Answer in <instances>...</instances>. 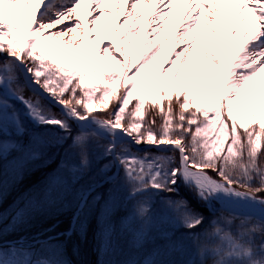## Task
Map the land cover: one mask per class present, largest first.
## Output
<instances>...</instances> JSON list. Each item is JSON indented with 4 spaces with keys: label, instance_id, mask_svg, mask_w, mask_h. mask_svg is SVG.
I'll return each instance as SVG.
<instances>
[{
    "label": "snow or ice",
    "instance_id": "6c2138e0",
    "mask_svg": "<svg viewBox=\"0 0 264 264\" xmlns=\"http://www.w3.org/2000/svg\"><path fill=\"white\" fill-rule=\"evenodd\" d=\"M113 2L122 10L125 0ZM177 2L157 0L138 63L141 44L132 42L141 35L140 22L151 0H132L120 25L124 29L131 24V30L105 45L102 54L96 42L101 35H118L110 22L108 31L101 27L105 0H87L100 15L92 18L95 27L85 26L79 38L76 33L83 21L77 9L86 0H0V264H71L65 258L66 241L74 234L87 239L85 222L103 199L97 189L120 183L121 170L130 198L150 189L178 193L182 182L212 213L209 227L193 233L198 259L184 264H206L208 259L212 264H264V198L257 195L264 193V0H184L179 31L171 24ZM73 18L72 24L58 27ZM201 21L215 50L199 32ZM93 33L90 43L87 37ZM170 34L172 48L180 50L170 62L164 61L170 63L167 69L161 64L150 73ZM109 58L115 61L112 71L98 63ZM254 81L258 82L252 87ZM113 101L112 110L105 112ZM53 104L61 107L59 114L52 111ZM97 104L103 115L94 114ZM149 104L160 117L159 125L155 117L145 120ZM41 127L59 131H38ZM66 144L79 164L62 161L6 215V192L47 166L46 149ZM140 145L157 151L134 147ZM171 151L179 153L178 163L165 154ZM94 155L97 162L107 161L98 170L103 179L81 184ZM169 203L184 227L204 224L203 214L187 200ZM110 204L111 192L101 206L104 222L97 234V264H118L107 258L118 247ZM52 210L71 212V226L45 241L37 239L41 252L19 241H3L6 228L15 231L35 214ZM148 213L147 202L140 203L136 216L145 218ZM145 224L150 231V219ZM146 239L144 226L132 232L134 247L142 248ZM183 250L182 244L170 245L124 264H176L167 257Z\"/></svg>",
    "mask_w": 264,
    "mask_h": 264
},
{
    "label": "trees",
    "instance_id": "16d2710c",
    "mask_svg": "<svg viewBox=\"0 0 264 264\" xmlns=\"http://www.w3.org/2000/svg\"><path fill=\"white\" fill-rule=\"evenodd\" d=\"M25 95H31V93L26 92ZM97 95H99V93H97ZM173 99H175V97ZM15 103L16 105L18 103L20 109H23L22 104H19V102ZM134 103H136L135 99L133 100V104ZM162 103L166 105L167 101H162ZM113 104L114 101L111 102L109 108L104 111H111ZM97 109H99L98 104ZM52 111L59 114L54 107H52ZM145 113L146 121H150L155 117L157 125H159L161 122L160 117L156 114L153 106L150 104L146 105ZM94 114L103 115V113L98 112H94ZM72 126L75 128L73 124ZM38 131L57 132L59 130L55 127L50 129L41 127ZM66 149L67 144L64 148L46 149L45 160L49 161L47 166L40 167L39 170L30 175L21 186L11 188L6 192L3 204V210L6 215L11 212L14 202H18L19 197L23 195V193L33 185L38 184L48 173L57 169L62 161L69 165L79 164V157L74 153H70L71 150L66 151ZM166 155L173 157L172 154ZM106 162V160L97 162L94 157V159H92L91 169L85 173L83 180H81V184L87 185L93 181H101L103 177L99 174L98 170L101 165ZM37 163L43 164L44 161H39ZM211 174L215 176L214 173ZM97 191L102 194L103 199L96 205L95 209L91 212L85 222L87 239L81 240L78 234H74L71 240L66 241L65 258L72 264H97V234L100 226L104 222L103 217L101 216V206L104 204V200L109 199V192H111L110 223L117 233L118 247L115 254L107 257L108 259L117 261L118 264H124V262L131 260H142L154 250L163 252L166 251L168 246L175 244H182L184 250L182 252L173 253L171 256L167 257L168 259L175 261L176 264H184V262L190 258H197L193 239L188 240L187 238L193 236V233H199L205 228H208V222L212 218V213H210L194 195L189 196L185 193L179 195L175 192L170 193L167 191L150 189L148 194L137 196L136 198H131L127 201V198L129 197V185L123 181V171L121 172L120 183L116 185L106 183L103 187L98 188ZM257 195L258 197L264 198V193H258ZM184 198L188 201L192 209L200 212L205 217L204 224L201 227L196 229H188L184 227L173 206L169 203L170 200L175 201ZM145 201L149 207L148 217H137V207L140 203ZM71 215V212L57 213L56 210H52L50 213L45 214L37 213L27 224L17 227L15 231L10 227L6 228L3 241H12L20 238L36 240L37 238L34 236L39 234H41L42 239L53 235L56 236L58 233L66 232L71 226ZM8 219H10V217H8ZM149 219L151 223L150 231L145 224V221ZM7 222L8 221L6 220L5 223L7 224ZM53 225H57V227L55 230L50 231L49 229H51ZM141 226H144L145 231L147 232V239L142 248H137L134 247L132 243V232L139 229ZM180 237L185 238L180 239ZM52 242L57 243L58 241L54 240ZM60 242H65L64 236L60 237ZM34 248L38 252H41V244H36ZM75 248H78V252L74 251ZM42 254L46 255L47 253L43 252ZM206 264H212L211 259H208Z\"/></svg>",
    "mask_w": 264,
    "mask_h": 264
},
{
    "label": "rangeland",
    "instance_id": "374dc122",
    "mask_svg": "<svg viewBox=\"0 0 264 264\" xmlns=\"http://www.w3.org/2000/svg\"><path fill=\"white\" fill-rule=\"evenodd\" d=\"M112 2H113V0H112ZM181 2H182L181 0H178L176 5H174V7L171 10V12H172L171 24L177 26V31H179V26L182 25V23L184 22L183 16L185 15V13H182L180 11V9L177 7ZM117 5L118 4L113 2L111 11L107 13L106 17L102 18L101 23H100L101 27L104 29V31H108V29H107V23L108 22L111 23L113 28L118 29V35L117 36H104L102 34L100 41H96L97 43L100 44L101 54H102V49L105 45L109 44L111 41H119V39H121V35H120L121 32L123 34H127V32L131 30V24L127 25L124 29H120V25L123 24L124 17H126V11L128 12V3L125 0L122 10L121 9L118 10ZM156 6H157V1H155L151 6L147 7V13L145 14V18L142 19L140 22L141 35L137 38V40L132 42L133 44H136V43L141 44L140 50H138L136 53L138 63L142 59L144 37L147 35V32L150 30L148 23H147V20H148L150 14L156 10ZM81 21H83V30L77 31L76 35L78 38L83 37L85 35V31H86V28H85L86 19L84 18V16L81 17ZM94 27H95V25H94ZM199 32H200L202 38L204 39L205 43H207L209 45V47H214V41H213L212 37L210 36V34L207 33V30L204 29L203 26L200 27ZM87 38H88L90 43L95 40V37L90 38L88 36ZM173 43H174V37H172L170 34L169 42L164 45V52L161 55L157 56L156 60L154 61L153 65H152V68L149 69L150 73H154L161 66V64H163V67L165 69H167L170 66V63H164V61L168 60L170 62L171 59H174V53L178 52L180 50L179 48L173 49L172 48ZM198 48H199V46L197 45V49ZM213 49L215 50V47ZM128 51L130 53L131 48H129ZM115 55L117 56V58L122 59L121 57H119L118 53H115ZM181 59H183V57H181ZM98 63L106 65L108 67L109 71H112L114 66H115V61L111 60V58H109L106 61H98ZM179 63H180V61H177V67L179 66ZM190 64H191V61H190ZM133 70H135V69H133ZM175 70L176 69L174 68L172 73H168L166 75L165 79H170V77L175 73ZM255 85H256V81H254L251 86L254 87ZM70 153H73V152L71 151ZM97 153H99V150H97ZM93 157H95V155ZM179 187H181L182 190H186V192L191 193V191L187 187H185L183 183L179 184ZM257 240L260 241L261 238L258 237ZM258 241H257V243H258Z\"/></svg>",
    "mask_w": 264,
    "mask_h": 264
},
{
    "label": "bare ground",
    "instance_id": "6f19581e",
    "mask_svg": "<svg viewBox=\"0 0 264 264\" xmlns=\"http://www.w3.org/2000/svg\"><path fill=\"white\" fill-rule=\"evenodd\" d=\"M155 1L157 0H151V3L148 4V6H151ZM182 2L177 6L180 11L182 13H185V9H186V3H184L183 0H181ZM126 2L128 3V12L131 10V3H132V0H126ZM112 5H113V2L112 0H105V9L107 10L105 15L103 16L106 17L107 13L111 11V8H112ZM117 8L118 10L120 9V6L117 5ZM77 11L80 13V17L84 16V18L86 19V27L87 28H92L94 27V25L92 24V18L95 17V16H98L100 15L99 11H97V8H96V5L95 4H88L87 3V0H86V3L84 5H82L79 9H77ZM138 11V10H137ZM126 11V15L128 13ZM89 13H91V15H89ZM147 13V9H146V12L145 14ZM195 14V13H194ZM135 15V14H134ZM251 15V13H249V16ZM126 17H124V20H125ZM74 21V18L71 19V20H68V21H65V24L64 25H60L58 27H65L66 25L68 24H72ZM101 23V22H100ZM201 26H203V21H201ZM83 30V25H82V28L81 29H78V31H82ZM50 31H54V30H50ZM244 32V29L242 28L241 29V35L243 34ZM90 38H94L95 37V34L93 33V35L89 36ZM65 39H68V37H65ZM181 48L184 47L183 44H181L180 46ZM214 48V47H213ZM259 80V78H258ZM258 81H256V84H257Z\"/></svg>",
    "mask_w": 264,
    "mask_h": 264
},
{
    "label": "water",
    "instance_id": "95a60500",
    "mask_svg": "<svg viewBox=\"0 0 264 264\" xmlns=\"http://www.w3.org/2000/svg\"><path fill=\"white\" fill-rule=\"evenodd\" d=\"M55 105V104H54ZM57 107H60V106H57ZM61 108V107H60ZM134 147H138V146H134ZM168 147H171V146H168Z\"/></svg>",
    "mask_w": 264,
    "mask_h": 264
}]
</instances>
